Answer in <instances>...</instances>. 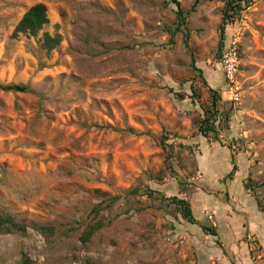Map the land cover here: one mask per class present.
Segmentation results:
<instances>
[{
	"label": "rangeland",
	"instance_id": "1",
	"mask_svg": "<svg viewBox=\"0 0 264 264\" xmlns=\"http://www.w3.org/2000/svg\"><path fill=\"white\" fill-rule=\"evenodd\" d=\"M178 1L0 0V264H264V0Z\"/></svg>",
	"mask_w": 264,
	"mask_h": 264
},
{
	"label": "trees",
	"instance_id": "2",
	"mask_svg": "<svg viewBox=\"0 0 264 264\" xmlns=\"http://www.w3.org/2000/svg\"><path fill=\"white\" fill-rule=\"evenodd\" d=\"M172 4L175 5L176 10L174 11V15L176 18V25L174 28L175 32H181L182 30L185 31L186 29V23H185V16L188 15L189 12H184L180 6V2L178 0H169ZM234 1H237V4L240 3L242 0H229L225 3L224 13H223V19L221 21V24L224 25L225 21L230 19L231 16L228 14L229 8H233L231 4H233ZM197 1L192 5L191 9L194 11L196 8ZM238 8V7H237ZM48 22V17L46 14L45 6L41 3L34 4L30 6L22 15L21 19L17 23L14 33L15 34H28V35H34L39 31L46 23ZM222 27V26H221ZM223 29H220V35H222ZM170 35H173V31ZM222 38L220 36L219 44H221ZM60 42L59 37H52L49 34H44V40L43 44L47 50H51ZM198 70V69H197ZM2 90L6 91H14V92H26L27 87L22 85H6L0 87ZM212 96L215 95V91L211 90ZM224 116V113L220 112L217 107L216 103L213 102L212 105V111H208L207 115L204 116L203 119H201L200 124L198 126L199 132L201 135H206L207 132L215 131L216 130V123L215 121L221 117ZM224 119L226 120V116H224ZM232 173V172H231ZM230 173V175H231ZM118 197H113V200H116ZM178 208V210L182 213V217L186 219L189 222H193V216L190 210L189 205L186 203V201L182 199H177L176 197H172L170 199ZM101 227V222L96 223L94 226L89 227V230L85 233V237L83 238V241L88 240L92 234L98 230ZM16 228H18V225L13 222V218L10 215L0 216V232L4 233H11ZM212 235H214V231H210ZM24 264H32L29 259H24Z\"/></svg>",
	"mask_w": 264,
	"mask_h": 264
},
{
	"label": "built area",
	"instance_id": "3",
	"mask_svg": "<svg viewBox=\"0 0 264 264\" xmlns=\"http://www.w3.org/2000/svg\"><path fill=\"white\" fill-rule=\"evenodd\" d=\"M238 39L233 36L226 48L223 49L220 56V65L224 80L230 84L238 68ZM210 217V216H209Z\"/></svg>",
	"mask_w": 264,
	"mask_h": 264
},
{
	"label": "clouds",
	"instance_id": "4",
	"mask_svg": "<svg viewBox=\"0 0 264 264\" xmlns=\"http://www.w3.org/2000/svg\"><path fill=\"white\" fill-rule=\"evenodd\" d=\"M238 55H239V51H238ZM221 66V65H220ZM224 78V77H223Z\"/></svg>",
	"mask_w": 264,
	"mask_h": 264
}]
</instances>
